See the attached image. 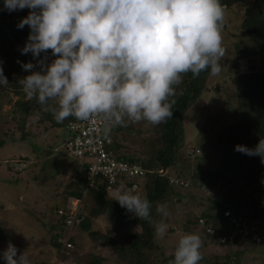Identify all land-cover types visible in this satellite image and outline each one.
Listing matches in <instances>:
<instances>
[{"label": "rangeland", "instance_id": "1", "mask_svg": "<svg viewBox=\"0 0 264 264\" xmlns=\"http://www.w3.org/2000/svg\"><path fill=\"white\" fill-rule=\"evenodd\" d=\"M252 3L253 0H237L230 5L222 4L225 7L220 25L222 70L207 76L200 95L183 112L182 141L173 165L165 169V175L185 180L188 185L172 182V190H167L153 205L149 241L140 247L144 264H170L176 244L185 233L200 237L199 264H264L263 242L252 243L240 236L228 237L223 242L218 236L209 235L201 218L194 220L204 211L216 213L208 203L215 197L229 205L236 204L233 199L239 198L245 210L250 209L253 198H264V183L260 182L248 188L232 177L229 182L220 179L216 187L220 183L224 187L219 189L208 185L211 173L221 165L220 153L211 145L220 131L241 114L236 75L264 70V51L256 47L242 26L245 10ZM53 59L48 50L46 63ZM54 121L52 112L34 98L29 99L23 90L0 88V227L8 238L0 239V251L11 242L18 255L27 252L31 264H86L94 258L101 264H136L128 240L130 234L142 233L139 219L126 209L124 217L116 218L111 211L89 216L95 202L91 192L83 187L79 159L65 149V134ZM114 128V138L122 143L120 151L125 158L146 157L154 150L157 124L125 118V123ZM77 190L82 192L80 198L72 195ZM124 191L142 198V191ZM120 193H123L120 189L111 188L106 190L105 197L115 200ZM158 205L164 206L167 216L156 211ZM60 207L75 209L80 218L89 217V229H82L79 222L63 223L57 213ZM240 217L247 222L246 217ZM160 223L166 225V230L157 236L155 227ZM61 226L65 232L60 247L56 248L51 245L50 236ZM67 241L71 249L63 252ZM0 264H4L2 259Z\"/></svg>", "mask_w": 264, "mask_h": 264}, {"label": "clouds", "instance_id": "2", "mask_svg": "<svg viewBox=\"0 0 264 264\" xmlns=\"http://www.w3.org/2000/svg\"><path fill=\"white\" fill-rule=\"evenodd\" d=\"M3 8L30 10L16 27L28 26L20 52L31 53L36 62L17 61L31 70L18 84L57 123L97 114L112 126L125 123V118L160 124L172 118L174 101L169 97L182 74L198 76L207 68L216 75L222 70L225 7L220 0H3ZM48 50L55 57L50 63ZM7 83L0 66V85ZM234 151L259 156L264 164V137L254 148L237 144ZM115 200L136 218L152 222L147 197L125 191ZM156 211L168 215L163 205ZM57 213L63 220L73 213V223L79 222L75 209L60 207ZM165 230L163 223L155 227L157 236ZM200 248L198 234H183L170 264H199ZM17 252L8 242L0 259L4 264H31L26 251Z\"/></svg>", "mask_w": 264, "mask_h": 264}, {"label": "trees", "instance_id": "3", "mask_svg": "<svg viewBox=\"0 0 264 264\" xmlns=\"http://www.w3.org/2000/svg\"><path fill=\"white\" fill-rule=\"evenodd\" d=\"M234 1L237 0H220L225 5H230ZM262 7H264V0H253V3L245 10L242 26L245 33L256 44V47L264 51V12ZM27 14L25 11L18 10L9 12L4 10L3 0H0V66L3 67L4 75L8 81L6 85H0V88L9 87L13 88L16 92L21 91L22 86L18 84V80L30 74L31 70L25 71L17 61L25 63L32 61L34 64L36 62L31 56V53L21 54L20 52L30 30L27 25L22 29H18L16 25ZM41 56H43V53H41ZM34 70H39V68ZM209 74L210 69L207 68L201 71L198 76H193L191 72H188L182 74V81L179 84L173 85L174 94L169 97V100L174 101L172 105V118H168L164 122L157 124V142L154 150L148 156H135V158L130 159L125 158L120 151V148L123 146L122 143L114 138L115 126L112 129L113 140L108 145L109 149H112L117 156L123 159L132 162L136 161L149 169H153V172L146 174L142 180V184L138 185L134 191L135 193L142 191V198L147 197L151 203V209L156 201L163 198V194L167 190H172V184L169 182L167 175H161L158 170L160 168L166 169L173 165L175 155L182 141L183 112L198 98ZM236 93L238 106L241 111L240 117L220 131L211 145L219 151L221 156V165L211 173L208 183L209 187L216 189L221 188V186L224 187L221 183L219 187H216L220 179H225L226 182H229L232 177L239 180L241 184L248 188L258 182H260V185L264 183L262 182L264 181V164H261L259 156H248L247 154L234 151V146L237 144L254 148L259 139L264 137V70L237 74ZM76 120L78 119L70 116L62 123L54 121V124L61 126L62 131L67 134L66 126L71 121ZM229 165H233V168H228ZM90 192L95 205L90 209L89 216L106 214L111 211L116 215V218L124 217L125 209L116 200L105 197L106 189L104 186H101L98 190H91ZM122 192L125 191L123 190ZM72 195L80 198L82 192L77 190ZM238 199L236 197L233 199L237 205H229L226 201L219 202L215 197L213 200H209L208 203L212 208L216 209V213L209 214L204 211L194 217V220L197 222L198 219L203 218L206 228H214L216 230L214 236L219 237L231 231L228 228L229 223L226 221L227 219L222 215V212L226 208H230L236 215H241L248 219L262 218L264 216V198H253L249 204L250 209L246 210L241 207ZM139 222L142 233L130 234L131 238L128 240L129 252L131 257H134L136 264H144L140 258V247L148 243L151 229L149 221L139 219ZM188 222L191 221L189 220ZM79 224L82 229L88 230L90 227L89 217L83 216L80 218L79 216ZM61 227L50 236V243L56 248L60 247V239L63 238L65 232V229ZM0 239H8L1 227ZM61 246L65 245L62 244ZM70 249V247H65L63 252H68ZM86 264L101 263L97 258H94Z\"/></svg>", "mask_w": 264, "mask_h": 264}, {"label": "built area", "instance_id": "4", "mask_svg": "<svg viewBox=\"0 0 264 264\" xmlns=\"http://www.w3.org/2000/svg\"><path fill=\"white\" fill-rule=\"evenodd\" d=\"M66 127L67 134L63 139L64 147L71 155L79 159L78 171L86 189L98 190L104 186L106 190L114 188L120 189L121 192L123 190L134 191L146 174L153 172V169L136 161L132 162L117 156L112 149L108 148L113 140L112 129L114 126L103 115L93 114L87 120L71 121ZM158 172L163 175L165 169L160 168ZM167 177L171 184L172 182H178L184 186L188 184L184 180ZM137 178L140 181L136 180ZM58 213L63 214L64 211L59 209ZM222 215L227 219L228 228L231 230L230 233L219 236L223 242L228 237L232 239L235 236H240L252 243H264V218L263 220L247 218V222H244L242 217L236 215L230 208H226ZM74 217L75 215L70 213L63 221L66 224H72ZM255 221H261V224L255 223ZM200 222L204 223V219L201 218ZM206 231L212 236L216 233V230L211 227L206 228ZM65 245L70 247V241H67Z\"/></svg>", "mask_w": 264, "mask_h": 264}, {"label": "crops", "instance_id": "5", "mask_svg": "<svg viewBox=\"0 0 264 264\" xmlns=\"http://www.w3.org/2000/svg\"><path fill=\"white\" fill-rule=\"evenodd\" d=\"M64 134H65V136H66V133H64ZM65 136H64V137H65Z\"/></svg>", "mask_w": 264, "mask_h": 264}]
</instances>
